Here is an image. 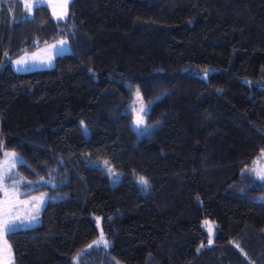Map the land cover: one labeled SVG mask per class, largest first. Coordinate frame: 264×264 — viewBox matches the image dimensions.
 I'll list each match as a JSON object with an SVG mask.
<instances>
[{
  "label": "trees",
  "instance_id": "obj_1",
  "mask_svg": "<svg viewBox=\"0 0 264 264\" xmlns=\"http://www.w3.org/2000/svg\"><path fill=\"white\" fill-rule=\"evenodd\" d=\"M63 38L52 69L9 64ZM2 151L50 193L40 225L7 233L14 264H264V0H73L64 21L0 0Z\"/></svg>",
  "mask_w": 264,
  "mask_h": 264
},
{
  "label": "rangeland",
  "instance_id": "obj_2",
  "mask_svg": "<svg viewBox=\"0 0 264 264\" xmlns=\"http://www.w3.org/2000/svg\"><path fill=\"white\" fill-rule=\"evenodd\" d=\"M72 1L73 0H66V9L63 7L65 0H38L37 2L31 3V8L34 9L40 5L47 6L54 19L64 21L69 16V8ZM61 41H65L66 43L61 45ZM71 52L72 49L69 40L63 38L10 59L9 64L16 73H30L34 71L48 70L55 67L56 59L59 56L67 55ZM18 60H23L25 63L18 65L16 63ZM150 106L151 104L148 105V103L144 101L141 93L138 90H135L134 100L130 106V110L134 115L132 126L139 138L150 137L152 133L158 129V126L150 125L148 123ZM141 118L142 122L137 123ZM83 130L88 136V131L85 126H83ZM5 152L14 153L10 151H2V155L0 156V174L4 172L6 167ZM8 163H12L11 159H9ZM20 163L22 162L16 163L15 166L11 168L10 172H16V168ZM89 164L103 169L106 174L112 178L113 184L118 183L122 177L121 174L114 171L113 167L108 162H90ZM254 169L257 177L261 179V175H264V156L261 161L256 163ZM17 181H19L18 185L13 188L12 185ZM50 184H52L50 186H54L51 181ZM4 185L8 186V195L5 196L4 192L0 190V207L4 206L3 202L6 199L11 202V215L9 217L10 226H14V230H16L40 225L42 222L43 211L50 200V193L48 191L35 192L36 188L41 187L39 182H26L15 174L12 175L10 179L5 178L0 180V187ZM205 222L203 226L208 233L209 241L213 243L216 236V225L210 221H207V224ZM101 223L102 221L99 220L98 229L100 237L102 233ZM209 228H211V231H209ZM7 233L9 232L5 231L0 234V264H14L13 250L7 241ZM110 246L111 242H108L107 248Z\"/></svg>",
  "mask_w": 264,
  "mask_h": 264
},
{
  "label": "snow or ice",
  "instance_id": "obj_3",
  "mask_svg": "<svg viewBox=\"0 0 264 264\" xmlns=\"http://www.w3.org/2000/svg\"><path fill=\"white\" fill-rule=\"evenodd\" d=\"M63 7L66 9L67 8V2L65 0V3L63 5ZM66 14V13H65ZM61 45L65 44V41H61L60 42ZM18 65H21L23 63H25V61L23 60H18L16 62ZM19 70V69H18ZM142 122V118L140 120L137 121V123H141ZM5 156V164L6 167L4 169V172L2 174H0V180H3L5 178L10 179L11 178V168H13L15 166L16 163L22 162V158L17 156L16 153H4ZM9 159H11L12 163H8ZM252 171H255V169H253ZM261 179H264V175H261ZM19 181H17L15 184L12 185V187H16L18 185ZM140 183L142 185H144L145 187L148 185V181L141 177L140 178ZM0 190H2L5 194V196L8 195V186L4 185L2 187H0ZM3 207H0V234H2L3 232H12L14 230V226H10V221H9V217L11 215V202L9 200H5L3 202ZM206 224L208 223L207 221L205 222ZM209 231H211V228H209ZM96 246H99L101 243L107 247L108 246V241L106 239H104L103 237V233H101V237L100 240H97L94 242ZM209 243H211V241H209ZM92 245H89V248H91ZM82 255L78 254L77 256V260L79 259V256Z\"/></svg>",
  "mask_w": 264,
  "mask_h": 264
},
{
  "label": "built area",
  "instance_id": "obj_4",
  "mask_svg": "<svg viewBox=\"0 0 264 264\" xmlns=\"http://www.w3.org/2000/svg\"><path fill=\"white\" fill-rule=\"evenodd\" d=\"M38 0H16L18 3H34L37 2Z\"/></svg>",
  "mask_w": 264,
  "mask_h": 264
}]
</instances>
